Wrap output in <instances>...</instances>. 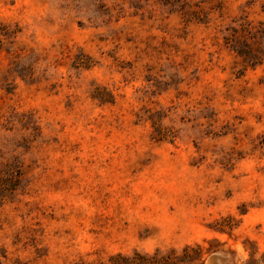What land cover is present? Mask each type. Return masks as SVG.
I'll list each match as a JSON object with an SVG mask.
<instances>
[{"label":"rangeland","instance_id":"374dc122","mask_svg":"<svg viewBox=\"0 0 264 264\" xmlns=\"http://www.w3.org/2000/svg\"><path fill=\"white\" fill-rule=\"evenodd\" d=\"M8 170L0 264H264V0H0Z\"/></svg>","mask_w":264,"mask_h":264},{"label":"trees","instance_id":"16d2710c","mask_svg":"<svg viewBox=\"0 0 264 264\" xmlns=\"http://www.w3.org/2000/svg\"><path fill=\"white\" fill-rule=\"evenodd\" d=\"M8 177H10V180H8ZM20 187L19 176L13 174V171L8 170L6 174L0 176V193L2 191H14ZM195 253V250L189 246L184 247L179 254L174 250L164 254L156 252L153 255L133 252L132 255H112L107 262L101 264H186L191 263L189 261L193 259Z\"/></svg>","mask_w":264,"mask_h":264},{"label":"water","instance_id":"95a60500","mask_svg":"<svg viewBox=\"0 0 264 264\" xmlns=\"http://www.w3.org/2000/svg\"><path fill=\"white\" fill-rule=\"evenodd\" d=\"M218 256H212L210 257L209 261L207 262L208 264H221L220 262H218Z\"/></svg>","mask_w":264,"mask_h":264}]
</instances>
